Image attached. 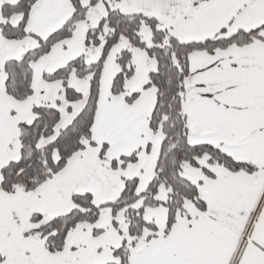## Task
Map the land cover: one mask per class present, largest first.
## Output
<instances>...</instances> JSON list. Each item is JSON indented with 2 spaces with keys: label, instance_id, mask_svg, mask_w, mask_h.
Wrapping results in <instances>:
<instances>
[{
  "label": "snow or ice",
  "instance_id": "1",
  "mask_svg": "<svg viewBox=\"0 0 264 264\" xmlns=\"http://www.w3.org/2000/svg\"><path fill=\"white\" fill-rule=\"evenodd\" d=\"M0 264H264V0H0Z\"/></svg>",
  "mask_w": 264,
  "mask_h": 264
}]
</instances>
